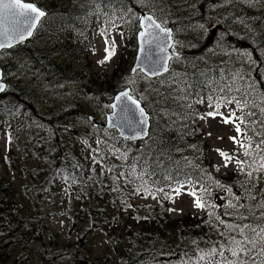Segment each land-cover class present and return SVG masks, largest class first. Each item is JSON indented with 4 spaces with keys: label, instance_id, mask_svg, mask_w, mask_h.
<instances>
[{
    "label": "rangeland",
    "instance_id": "1",
    "mask_svg": "<svg viewBox=\"0 0 264 264\" xmlns=\"http://www.w3.org/2000/svg\"><path fill=\"white\" fill-rule=\"evenodd\" d=\"M26 1L48 10L49 16H45L30 40L0 53V66L8 84L7 91L17 87L32 104L31 110L35 111L36 117L33 128L39 132H32L35 137L47 131L53 134L55 152L49 162L55 169L50 177L39 180L29 172L30 168H39L44 164L36 161L38 157L27 143L26 135L17 129L12 118L4 114L7 103L2 96L0 175L3 179L14 180V189L23 200L26 221L19 227V232L21 235L28 233L30 242H14L9 247L10 254H4V258L0 251V264H39L47 259L63 260L66 245L75 243L79 235L87 230H90L84 238L87 252L99 260L105 261L110 255L118 257V251L127 245L125 230L128 227L137 229L139 220L135 211L154 203L151 196L143 197L132 191L124 203L111 202L106 191L111 183L106 177L102 178L105 187L99 184L93 187L87 183L79 194L68 191L60 180L52 184L53 179L60 175L56 168L62 162L69 166L81 159L93 158L97 166L103 167L119 162L121 158L124 160L128 150L122 149L117 131L107 128L105 123L107 114L112 112L109 106L114 97L127 87L137 98L144 97L141 101H147L148 109L156 108L158 113L166 111V118L174 123H184L185 115L197 116L203 109L196 121L198 142L202 147L195 151L191 148L180 150L183 162L198 166L201 183L182 186L179 194L174 193L170 204L172 222L196 215L213 202L218 208H225L226 216L230 217L233 212L237 216L234 207L229 206L230 202L234 205L237 197H244L252 203L262 202L263 160L248 165L244 163V171L241 172L237 160L245 158L248 161L250 155L245 156V149L230 139L237 137L234 125L224 123L222 116L208 117L205 114L213 111L219 103L223 116H228L233 110L237 116L241 111L235 103L228 104L224 97L244 96L248 100L244 110L255 113L251 117L253 122L247 123L248 126L255 134L258 130L264 133V113L259 111L264 108V91H258L264 82V74H257L255 55L257 52L264 56V49L248 34L252 32L250 15L264 9V0H133L127 9L117 3L111 8L107 20L101 15L104 0H58L61 5V2H77L90 11L92 15H85L78 21L83 29L63 26L61 21L55 24L56 12L48 4L49 0ZM142 13L152 14L163 25L172 27L173 48L179 52L168 75L159 76L158 84H150L152 79L139 71L132 73L138 49V17ZM227 26L230 32H239L236 41H229L224 35ZM241 37H246L255 48L240 46ZM106 49L113 53L110 57ZM218 76L220 79H217ZM255 78L258 80L254 88L257 91L251 96L249 85ZM173 83L178 85L179 91L170 87ZM203 85L204 91L201 90ZM170 91L171 98H168ZM193 91L195 97L203 101L202 108L190 99ZM170 105H176L180 112L167 109ZM45 118L48 124L39 131L40 122ZM138 144L144 145L130 142L129 146ZM218 149L232 157L227 167ZM260 150L257 148L256 152ZM249 171L252 172L251 177L246 174ZM236 184L239 186L233 187ZM102 190L106 192L105 202L108 200L110 219L108 224H104L103 219L97 220L99 224L96 226L91 220L88 198H96ZM192 191L201 198L204 208L195 206L196 197L190 195ZM99 197L102 202V197ZM43 232L47 246L38 240ZM25 248L27 252L22 254ZM71 264L84 263L79 259Z\"/></svg>",
    "mask_w": 264,
    "mask_h": 264
},
{
    "label": "trees",
    "instance_id": "2",
    "mask_svg": "<svg viewBox=\"0 0 264 264\" xmlns=\"http://www.w3.org/2000/svg\"><path fill=\"white\" fill-rule=\"evenodd\" d=\"M49 2L48 4L56 12L55 24L61 21L63 26H78L83 29L78 21L81 17L89 15L90 11L80 7L77 2H61L62 5L57 0H49ZM117 3L121 8L127 9L131 7L133 0H104L102 3L104 12L101 13L103 19L107 20L111 13V8L115 7ZM46 12L47 16H49V11L47 10ZM250 19L252 32L248 34L252 36L255 42H259L264 49V9H260L257 14L250 15ZM229 30L227 26L225 32H223L224 35L229 38V41H236L239 32H230ZM238 44L248 49L255 48L254 44L246 37H241ZM35 51L39 50L35 49ZM29 53L31 52L29 51ZM255 55L258 61L257 74L262 76L264 74V56L257 52ZM161 77L152 79L150 84H158V80ZM217 79H220V77L218 76ZM256 84L258 85L257 78L251 81L249 85V88H251L249 94L251 96L254 91H257L254 89ZM261 89H264V82L261 83L258 91H264ZM201 90L204 91V85ZM194 93L195 91L192 92L190 99L192 102L194 100L198 102L199 107L202 108L203 101L196 98ZM2 96L7 103V111L4 114L12 118L17 129L26 135L27 143L30 144L34 155L38 157L36 161L44 164L39 168H30L29 172L37 178L36 180L50 177L52 170L55 169L49 162L51 160L50 157H53L55 152L53 151L55 146L53 144L55 141L53 134L47 131L42 136L35 137L34 134L39 133L33 128L36 121L35 111L31 110L32 104L22 90L13 87V90L6 91ZM146 103L147 101H143V106L151 116L150 132L146 140L137 142L144 143V145L129 146L132 141L119 139L117 136L120 144L123 145L122 149L128 150L124 160L121 158L119 162L114 161L103 167L97 166L93 158L88 160L81 159L71 163L69 166L62 162L56 168L60 175L52 181V184H55L56 181L60 180L68 191L79 194L81 193L80 190L86 188L87 183L93 187L96 184L104 186L102 178L106 177L111 183V187L106 189V191L111 202H116L117 204L128 200V196L131 195L132 191L143 195V197L151 196L155 200L154 203L135 211L140 227L138 226L137 229L128 227L125 230L128 237L127 245L118 251V257L110 255L103 261L87 252L86 247L88 245L84 239L85 234L90 231L87 230V232L83 231L79 235V239L75 243L66 245L64 252L66 256L63 260L47 259L39 264H71L79 259L84 264H219L222 258L210 256L209 253L212 249L219 247L221 243L227 242L229 230L220 221L223 220L227 224L241 223L236 218L240 214L247 216L246 208H251L257 215L260 214L258 205L264 203V199H262V202L252 203L241 197L234 202V205H236L234 210L237 216H234V212L231 217L226 216V209L218 208L213 202L196 215L192 214L184 219L172 222L170 204L176 192L175 190L182 186H197L198 183L196 182H200L198 166L183 162L180 150L191 148L195 151L202 147L201 143L198 142L199 130L196 121L198 116L203 113V109L197 116L192 114L185 115L183 117L184 123H174L166 118V111L161 110V113H158L156 108L148 109ZM167 109L179 111L176 105H170ZM248 112L250 111L243 110L237 115V117L243 119V122L237 120L241 128V133H237V138L245 145H252L251 148L247 149L250 153L248 161L245 158L243 159L246 165L250 164V162H253L252 164L260 163L261 160L264 162V145L261 146L260 151L256 152V144L261 139H264V133L258 130L255 134L248 126L247 123L253 122L251 117L246 115ZM47 120L45 118L40 122L39 131L45 129L43 126L48 124ZM56 140L58 143V139ZM180 145V149L177 150ZM122 152L124 153V151ZM39 154H44V157ZM101 170L102 176L100 175ZM71 183L73 184L72 186H70ZM235 186H239V184L233 187ZM106 187L108 186L106 185ZM14 188L13 179L6 180L0 175V251L2 252V258H4V254H10L9 247L14 242L18 244H28L30 242L28 233L21 235V232H19V227L26 221V208ZM95 189L96 187L93 188L94 192ZM93 194L97 195L96 193ZM99 196L102 197V202ZM261 197L264 196L262 195ZM88 199L92 223L97 226L99 224L98 221L103 219L104 224H108L110 213L106 204L108 200L105 202L106 192L102 190L96 198ZM240 205H244V207H240ZM103 212L105 213L101 214ZM99 214L100 217H98ZM222 232L225 233L224 236H221ZM15 235L17 236L15 237ZM232 235H235V233H232ZM44 239L46 237L43 232L42 236L38 237V240L44 242ZM44 243L46 244V242ZM41 250L43 251V249ZM24 252L26 254V248L25 250L23 249L22 254ZM224 255L232 259L227 251H224Z\"/></svg>",
    "mask_w": 264,
    "mask_h": 264
},
{
    "label": "snow or ice",
    "instance_id": "3",
    "mask_svg": "<svg viewBox=\"0 0 264 264\" xmlns=\"http://www.w3.org/2000/svg\"><path fill=\"white\" fill-rule=\"evenodd\" d=\"M45 13L40 10L34 3L26 2V0H0V48L5 46L11 47L13 40L23 41L27 37L32 35L33 29L36 28L38 22L41 17H44ZM138 19L142 22V27L144 24L147 26L144 27V30L139 33V39L141 42L140 53L144 54V60L141 63L144 65L143 67L140 64L137 65L136 68L133 69L134 72L140 71L144 73L145 77H156L161 74V72H168V63L167 61L171 58L167 55L160 57L156 60L151 58L152 48L150 47L153 42L159 41V36L150 31V29H157L160 33H164L167 39H171V34L168 30L161 28L158 23L153 21L151 16H139ZM148 45L149 47H145ZM172 45H163L160 43L156 44V50L160 52L167 53L168 47ZM108 56L110 57L113 53L110 50H107ZM159 83L164 84L166 81H159ZM170 87H175L177 91H179L178 85H171ZM225 88L229 91L231 90L228 85H225ZM3 89L0 88V91ZM221 91H224L222 89ZM239 91V89H236ZM157 95H160L157 92ZM171 98V91L169 93V97ZM117 103L110 105L109 107L116 109L120 108V111L125 114V119L128 121V125L130 127H139L140 133L143 136H148L147 132V124L148 119L144 108L140 106V101L144 99L143 96L139 98H134L130 91H122L120 94L115 97ZM228 104L235 103L237 109L243 111L244 108L248 105V100L244 98V96L237 97H224ZM190 106V105H189ZM220 104L217 103L215 105V109L213 111L207 112L205 115L208 117H216L217 115L222 116L224 123H232L237 131V133H241L240 123H237V120L243 122L241 117L236 116L235 110L230 112L228 116H223V113L219 111ZM253 108L256 105L253 103ZM211 107V105H210ZM259 111L264 113V108H260ZM131 112L133 116L138 112L139 117L135 121V125L132 124L131 119L127 117V113ZM249 117H253L255 115L254 112H248L246 114ZM204 118V117H201ZM111 122V118H110ZM258 123V122H257ZM135 138V136H133ZM150 138V137H149ZM233 142L240 145L241 148H244V155L249 156L250 153L247 149L251 148L252 145L243 144L237 137H230ZM264 145V139H261L257 144V148H261ZM222 157L225 158V167H227V162L232 159L227 153L222 150H217ZM237 166L241 172L244 171L242 165L245 163L244 161L237 160ZM264 168V165H261ZM249 177L252 176V172L249 171L246 173ZM202 191H206V189H201ZM177 194H179V189L175 190ZM190 195L196 197L195 206L198 208H204L205 205L201 202V198L197 196L195 191H192ZM255 199V197H252ZM239 197H237V200ZM230 207H236V205L229 204ZM240 207H244V205H240ZM260 209V214L257 215L255 212L251 210V208H246V212L248 215L240 214L236 219L241 221V223H231L227 224L225 221L221 220L220 223H224L226 229L229 230V235L227 237L226 243H221V245L217 248H214L210 251V256H219L222 260L219 264H264V203H260L258 205ZM250 221V222H247ZM235 233V235H232ZM225 233H221V236H224ZM239 237V238H237ZM224 251L230 253L232 259L224 255ZM203 259V257H201Z\"/></svg>",
    "mask_w": 264,
    "mask_h": 264
},
{
    "label": "water",
    "instance_id": "4",
    "mask_svg": "<svg viewBox=\"0 0 264 264\" xmlns=\"http://www.w3.org/2000/svg\"><path fill=\"white\" fill-rule=\"evenodd\" d=\"M40 10H41V9H40ZM41 11H43V10H41ZM43 12H44V11H43ZM44 13H45V12H44ZM45 15H46V13H45ZM142 15L145 16V17H147V16H151L152 19H153V21H155V23H158V24L161 26V28H164V29H166V30H168V31L170 32V34H171V39H167V38L165 37V34H164V33H160L159 30L154 29V28H153V29H150V31L155 32V33L159 36V41H158V42H153V44L150 46V47L152 48V50H153V51H152V54H151V58H152L153 60H156V59H158V58H160V57H163V56H165V55L171 57V58L167 61V63H168V69H170L169 64H170L171 59H173L174 57H177L178 54H179V53L173 48V43H174V40H173V29L170 28V27L168 28V27L163 26L158 20L155 19V17H154L153 15H151V14H149V13H148V14H147V13H142ZM42 18H43V17H41V19H40V21L38 22L36 28L33 29L32 35H31L30 37H27V38L24 39L23 41H19V42L16 41V40H13V42H12V46H11V47H7V46H5V47H3V48H0V52L4 51V50H6V49L13 48V47H15V46H17V45H19V44H23L24 42H26L27 40H29L30 38H32V36L34 35V33H35V31H36V29H37V27H38V25H39V23H40L41 20H42ZM139 26H140V29H139L138 34H137V45H138V49H137V54H136V58H135V63H134L133 68H132V73H135V72L133 71V69L136 68L138 64H140L141 67L144 66V65L141 63V61L144 60V54L140 53V51H139L140 46H141V42H140V39H139V33H140L141 31H143V30H144V27H146L147 25L144 24V26L142 27V22L140 21V22H139ZM157 43H160L161 46H163V45H165V44H167V45H172V46H171V47H168L167 53H164V52H160V51H157V50H156V44H157ZM145 47L147 48V47H149V46H148V45H145ZM165 73H167V72H161V74H160L159 76H161V75H163V74H165ZM159 76H158V77H159ZM156 77H157V76H156ZM150 78H155V77H150ZM3 79H4L3 70L0 69V88L3 89L2 91H0V97H1V95L7 90V82H6L5 80H3ZM126 90H127V91H130V94H132L131 88L128 87V88H126V89L123 90V91H126ZM120 92H122V91H120ZM120 92H119L115 97H117V96L120 94ZM115 97H114V100H113V102L111 103V105L117 103ZM134 98H136V97L134 96ZM140 106H141L142 108H144V111H145L146 116H147V119H148V124H147V129H146V130H147V132H148V136H149L150 126H151V116H150V114L147 112L146 108L143 106V104H142L141 101H140ZM127 117H128L129 119H131L132 124L135 125V121H136V119L139 117V113L137 112V113L135 114V116H133V114H132L131 112H129V113H127ZM110 118H111V122H110ZM105 126H106L107 128H109V129H115V130H117V132H118V134H119V136H120L121 138L126 139V140H131V141H133V142L144 141V140H146V139L148 138V136H143V135L140 133V130H139V127H138V126H137V127H130V126L128 125V121L125 119V114L122 113V112L120 111V108H119V107H117L116 109H113V108H112V112H110V113L107 114V116H106V123H105ZM133 136H135V138H133Z\"/></svg>",
    "mask_w": 264,
    "mask_h": 264
},
{
    "label": "bare ground",
    "instance_id": "5",
    "mask_svg": "<svg viewBox=\"0 0 264 264\" xmlns=\"http://www.w3.org/2000/svg\"><path fill=\"white\" fill-rule=\"evenodd\" d=\"M58 1V0H57ZM87 13V12H86ZM39 106V105H38Z\"/></svg>",
    "mask_w": 264,
    "mask_h": 264
}]
</instances>
